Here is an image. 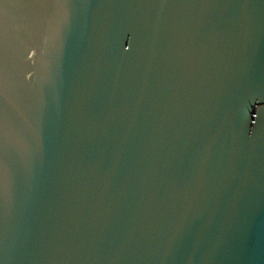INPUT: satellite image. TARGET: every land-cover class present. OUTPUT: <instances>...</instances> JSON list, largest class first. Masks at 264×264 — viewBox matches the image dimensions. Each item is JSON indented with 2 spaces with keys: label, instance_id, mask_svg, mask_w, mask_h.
Returning <instances> with one entry per match:
<instances>
[{
  "label": "water",
  "instance_id": "obj_1",
  "mask_svg": "<svg viewBox=\"0 0 264 264\" xmlns=\"http://www.w3.org/2000/svg\"><path fill=\"white\" fill-rule=\"evenodd\" d=\"M0 264H264V0H0Z\"/></svg>",
  "mask_w": 264,
  "mask_h": 264
}]
</instances>
